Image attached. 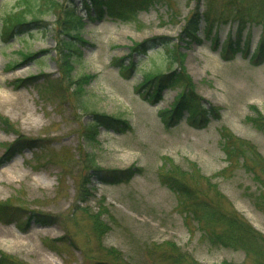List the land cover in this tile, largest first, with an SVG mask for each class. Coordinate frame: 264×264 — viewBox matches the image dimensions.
Returning a JSON list of instances; mask_svg holds the SVG:
<instances>
[{
  "label": "rangeland",
  "instance_id": "374dc122",
  "mask_svg": "<svg viewBox=\"0 0 264 264\" xmlns=\"http://www.w3.org/2000/svg\"><path fill=\"white\" fill-rule=\"evenodd\" d=\"M46 1L36 6L41 22L6 36L5 17L19 0H0V201L19 208L10 222L0 220L8 232L0 235V254L24 264H172L174 250L197 264H256L244 248L213 243L161 173L178 171L264 236V167H249L247 146L244 156L242 148L228 154L222 132L264 159V129L251 120L264 121V61L251 60L264 14L249 18L242 34L235 17L237 4L259 9L264 0H152L129 20L92 19L86 0H57L55 9ZM197 6L204 17L199 40L191 41L182 28ZM77 15L82 22L71 27L68 17ZM229 38L249 42V50H225ZM157 70H185L217 114L206 124H191L187 114L165 124L159 111L187 86L164 89L155 103L145 99L138 85ZM93 112L120 117L129 128L100 125L90 141L84 126ZM20 136L37 146L9 148ZM128 168L130 178L104 175Z\"/></svg>",
  "mask_w": 264,
  "mask_h": 264
},
{
  "label": "trees",
  "instance_id": "16d2710c",
  "mask_svg": "<svg viewBox=\"0 0 264 264\" xmlns=\"http://www.w3.org/2000/svg\"><path fill=\"white\" fill-rule=\"evenodd\" d=\"M152 0H86L85 4L88 10H90V17L92 19H102L106 15L111 16L112 18H119L123 20H129L138 15V12L142 9L147 8L151 4ZM47 6L49 8H57L60 4L57 0H47ZM57 3L59 5H57ZM236 6V16L239 19L240 27L239 32L242 34L243 29L246 27L247 21L250 19H261L260 14H264V3L259 5V9H257L256 5L244 6L243 4H237ZM36 6H40L38 0H19L17 4V10L14 12L6 13L5 21H4V32L7 35L12 34L13 32H18L23 30L24 28H30L32 24L41 22V15L37 14L41 10L36 9ZM61 7H59L60 9ZM59 11V10H58ZM93 11V12H92ZM256 11L258 14H253ZM41 13V12H40ZM69 15L74 16L73 13ZM31 16V19L29 17ZM72 16L68 17V21L70 20L72 23L69 24L72 26L78 25L82 22L81 17L77 15V18H72ZM204 15L199 11V7L195 8L189 18L186 21V24L183 26V34L185 38L190 39L191 41L199 40V31L201 21ZM205 19L210 22L208 23L209 27L207 31L209 36L217 42L218 35L213 34V23H211V19L209 16L205 15ZM66 21H64L65 23ZM69 34L68 32H66ZM75 38L78 40L84 41V39L80 38V35H75ZM241 38H238L236 42H233L230 38L225 47V50L229 48L235 47L233 45L236 44L237 50H243V48L247 47L246 52L249 50V42H245L244 45L240 46ZM230 44V45H229ZM142 44H137L134 46V49L137 50ZM67 49H70L69 46H66ZM172 53V52H171ZM68 57L71 56L72 53H65ZM81 55V54H79ZM27 56V55H26ZM33 57L31 53H29L28 57ZM247 56V54H246ZM118 60V59H117ZM251 60L254 64H259L264 61V36H261L257 47L254 53L251 56ZM86 77V76H84ZM83 77H81L82 80ZM87 78H91L88 76ZM189 75L183 70L182 73H177L176 70L170 72L166 71H151L147 72L144 75V80L138 85V92L152 102H157L162 97V91L174 84L186 83V88L182 90L175 103L170 108L161 109L159 111L162 120L167 125L176 124L179 122L184 115L187 114V119L191 124H206L210 120V116L212 114H217V109L213 106H209L207 108L206 104L203 102L204 98L196 93V89L194 88V82L190 80ZM79 82L80 90L83 89L84 83L82 81ZM181 82V83H180ZM75 83V82H74ZM84 89L82 90V94L84 93ZM252 123L259 129H264V121L263 117H254L251 119ZM107 125L109 128H115L118 130L125 131L129 128L128 121L99 112H93L92 120L88 123V125L84 126V135L90 140L94 141L97 134V129L100 125ZM126 127V128H125ZM223 136L225 137V150L228 154L233 155L235 153L236 148H242L243 156L245 155L244 146H247L248 150H250L254 156L253 158V166L249 165L250 168L256 167V165H261L264 167V159L257 152L254 146H251L245 142H239L238 147L234 143L237 144L238 139H236L230 131H227L225 128L222 130ZM34 139L29 138L25 139L23 136H20L16 141L10 143L9 148L20 146L22 142L31 145L37 146ZM229 140V141H228ZM232 140L233 142H230ZM228 141V143H227ZM92 163L96 164L95 159L93 158V154L91 156ZM256 163V165H255ZM96 172L103 171L96 169ZM104 175L114 177H124L130 178L132 173V168H128L126 170H116L112 169L111 171L104 172ZM255 175L260 174L258 171L254 170ZM162 181L165 185H167L171 190L175 191L179 194L182 204L185 206V210H189L193 213L194 218L198 220V222H202L204 227L210 231L211 240L213 243H220L224 246L231 247H239L244 248L248 254H251L254 258L256 264H264V236L255 229L245 218L240 216L235 210L229 206L228 208L220 205L219 203L215 204L214 201L208 197L207 191L203 189L201 186H196L192 184L188 179L184 177L181 173L176 170L164 171L161 173ZM210 185V181H208ZM203 185V184H202ZM18 207H14L10 204L9 201H0V220L10 222L15 215H17ZM44 224L49 223V221H42ZM217 227H222V229H218ZM263 249V251L260 249ZM263 260H260L262 259ZM168 259L172 264H197L195 260L189 258L186 254H181L174 250L171 251ZM192 261V262H191ZM0 264H24L18 259L7 253L0 254ZM94 264H108L104 261H98Z\"/></svg>",
  "mask_w": 264,
  "mask_h": 264
},
{
  "label": "bare ground",
  "instance_id": "6f19581e",
  "mask_svg": "<svg viewBox=\"0 0 264 264\" xmlns=\"http://www.w3.org/2000/svg\"><path fill=\"white\" fill-rule=\"evenodd\" d=\"M1 232H0V235H4V233H8L7 231H2V230H0ZM3 232V233H2Z\"/></svg>",
  "mask_w": 264,
  "mask_h": 264
}]
</instances>
